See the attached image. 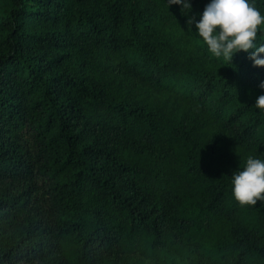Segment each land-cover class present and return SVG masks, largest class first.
<instances>
[{
  "label": "trees",
  "instance_id": "1",
  "mask_svg": "<svg viewBox=\"0 0 264 264\" xmlns=\"http://www.w3.org/2000/svg\"><path fill=\"white\" fill-rule=\"evenodd\" d=\"M186 11L0 0V264H264V201L230 182L264 158V67Z\"/></svg>",
  "mask_w": 264,
  "mask_h": 264
},
{
  "label": "clouds",
  "instance_id": "2",
  "mask_svg": "<svg viewBox=\"0 0 264 264\" xmlns=\"http://www.w3.org/2000/svg\"><path fill=\"white\" fill-rule=\"evenodd\" d=\"M187 10V31L195 34L211 57L229 61L239 52L248 54L254 67H264V42L258 37L264 35V14L252 0H208L202 12L191 14L190 0H168ZM193 27L195 31H193ZM258 87L262 90L255 101L254 109L264 116V81ZM233 198L242 206L256 205L264 201V158L261 154L248 155L230 176Z\"/></svg>",
  "mask_w": 264,
  "mask_h": 264
}]
</instances>
